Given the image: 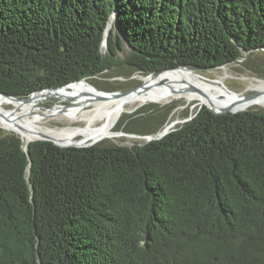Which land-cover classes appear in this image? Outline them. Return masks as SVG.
Instances as JSON below:
<instances>
[{"label":"trees","instance_id":"16d2710c","mask_svg":"<svg viewBox=\"0 0 264 264\" xmlns=\"http://www.w3.org/2000/svg\"><path fill=\"white\" fill-rule=\"evenodd\" d=\"M237 60L264 78V0H0V92L18 98L120 65ZM0 264H264V111L204 106L133 146L35 141L28 154L0 134Z\"/></svg>","mask_w":264,"mask_h":264},{"label":"bare ground","instance_id":"6f19581e","mask_svg":"<svg viewBox=\"0 0 264 264\" xmlns=\"http://www.w3.org/2000/svg\"><path fill=\"white\" fill-rule=\"evenodd\" d=\"M197 75L191 69H178L163 72L158 75L147 76L152 77V79L149 83L144 82L145 86L139 88L136 92L122 97H113L111 94H104V99H100L96 91L69 92L73 89L80 88L82 86L81 84L85 82L91 88L90 84L84 81L78 85L75 84L76 86L70 85L55 92L56 96L60 99L68 98L74 100L75 97L83 95L86 99L80 106H57L52 109H47L44 113H38L37 110L40 107L37 103L47 96H50L51 92H37L28 101L11 100L0 96V127L18 133L22 136L25 143L41 137H51L62 144H73L79 140L84 141V143H99L105 139L122 136L116 133L113 128L119 117L127 112L128 106L144 105L147 103L169 104L174 100L186 98L190 102L198 101L202 104H209L217 110L221 109V107L228 106H233L234 111L248 110L245 108L255 105L264 108V81H258L256 84H253L254 90L260 92L261 95L252 100L244 101L238 96L230 95L222 97L219 95L220 93H214L213 90H209L207 86L196 78ZM178 79L183 81L186 86L162 84L163 86L159 87L163 81ZM186 79L191 81L192 86H189L185 82ZM73 86L75 87L73 88ZM216 91L219 92L218 89ZM8 105L15 107V109L7 110L5 106ZM57 113L62 114L64 119H70L71 125L61 129L44 127L43 123L45 119ZM99 117L103 118V122L98 124ZM79 120L85 121V128L76 127L72 124V122L75 123ZM176 124V122L167 124L168 126L165 129L174 127ZM127 137L148 140L153 136L145 138L128 135Z\"/></svg>","mask_w":264,"mask_h":264},{"label":"rangeland","instance_id":"374dc122","mask_svg":"<svg viewBox=\"0 0 264 264\" xmlns=\"http://www.w3.org/2000/svg\"><path fill=\"white\" fill-rule=\"evenodd\" d=\"M117 31V30H116ZM108 49H106L105 54ZM131 51L128 45H123V49H119L118 57L120 59H124L127 54ZM195 73L201 76H196L208 89L213 90L214 93H220L222 97H227L230 95L238 96V97H248L251 95L259 94L260 92L254 90L253 84H256L258 81H264V78L259 77L254 72L248 70L244 62L241 63H232L226 66H222L215 69L208 70H193ZM148 75L142 74L136 71H133L126 65L116 66L104 74L92 78L89 80L91 84H93L96 88L102 90H121L129 91L135 88V86L142 85L144 82L149 83L152 77H147ZM246 77V78H245ZM255 78V79H254ZM182 85L186 86L183 81L178 80H166L160 83V86L165 85ZM185 82L192 86L191 81L188 79ZM251 82V83H250ZM163 84V85H162ZM82 86L78 89H73L69 92L77 91V92H95L91 89L88 84L82 83ZM250 86V87H249ZM158 88V87H157ZM216 89L219 90L216 91ZM50 96L42 99L37 105L40 107L37 111L38 113H44L47 109H52L57 106L64 107H78L80 106L86 99L83 95H79L75 97L74 100L68 98H58L55 92H51ZM258 97V96H257ZM243 99V98H242ZM151 105L157 106L158 108L166 110L170 108L171 113L166 118H159L158 121H155L152 117L158 116L155 112V109L149 107ZM91 106V105H90ZM205 105L198 101L190 102L186 98H181L178 100H174L169 104H158V103H147L144 105H133L128 106L127 112L123 113L116 124L114 125L113 130L116 133L121 134V137H116L113 139H105L101 142H108L118 146H133V145H143L148 143L149 140L140 139V138H129L133 133L138 136L134 137H143V135H152L153 137L163 133L165 128L168 126L167 124L176 122L177 124L171 128L176 129L180 125L184 124L188 120H190L195 113L204 107ZM88 107V106H87ZM7 110H13L15 107L8 105L5 106ZM248 110H257L264 111L263 107L260 106H252L245 108ZM70 119H64L61 114H58L53 117H47L43 123L44 127L51 129H61L66 128L71 125ZM103 122V118L99 117L98 124ZM48 124V125H47ZM76 127L85 128V121L79 120L75 123L72 122ZM132 132V133H129ZM1 135H16L20 137L18 133H15L10 130H6L0 127ZM134 135V134H133ZM141 135V136H140ZM25 144V142H23Z\"/></svg>","mask_w":264,"mask_h":264},{"label":"water","instance_id":"95a60500","mask_svg":"<svg viewBox=\"0 0 264 264\" xmlns=\"http://www.w3.org/2000/svg\"><path fill=\"white\" fill-rule=\"evenodd\" d=\"M112 31H114L115 35H119L120 34V31H119L118 26H117V14L115 12L110 16L108 24H107V27H106V30L104 32V38H103V41H102V44H101V49H100V52H101V54L103 56H106L108 54V51H107L106 54H105V51H106V49L109 50V39H110V35L112 34ZM124 45H127V44H124ZM104 46L106 47L105 49H104ZM241 62H244V61L243 60H237V61H235L233 63H241ZM178 69H191V70H196V71L208 70L206 68H200V67H196V66H181V67H177V68L162 69V70H159V71H156V72H152V73H149V74H146V75H148V76L158 75V74L163 73V72L174 71V70H178ZM96 77H98V76H96ZM96 77H92V78H96ZM92 78H83V79H81L79 81H75V82L66 84L64 86L58 87V88H46V89L38 90L37 92H46V91L47 92H58L60 89H62L64 87H68L70 85H75V84H79V83H82L84 81H87L90 84L91 88H93V90L97 92V94L100 97V99H104L105 98L104 94H108V95L111 94V96H113V97H116V96H121L122 97V96L129 95V94H131L133 92H136L139 88H142V87L145 86V84L143 83L142 85L135 86V88L132 89V90L122 91V92H121V90H115V91L114 90H102V89L100 90V89L96 88L93 84H91L89 82V80L92 79ZM166 83H168V82H165L164 84H166ZM37 92H34L29 97H25V98H18V97L11 96V95H8V94L2 93V92H0V96L9 98L11 100L28 101V99H30V97L33 94L37 93ZM257 96H259V94L251 95V96H248V97H242V98H243L244 101H249V100H252V99L256 98ZM204 105L206 107H208L210 110H212L215 114H218V115L227 114V113L236 114L238 112L248 111V110L234 111L233 110L234 109L233 106L221 107V109L217 110L214 107L210 106L209 104H204ZM58 114L59 113H57L56 115H58ZM56 115H51L49 117H53V116H56ZM171 128H173V127L165 129V131L163 133H161V134H159V135H157L155 137H152V135H143V137H145V138L152 137L151 139H148L149 142L152 141V140H159V139L163 138L164 136H166L168 133H170V132L175 130V129L172 130ZM132 136H138V135H135V134L133 135L132 134ZM20 139L22 140V142H24L21 135H20ZM35 141H49V142H52V143H54L55 145H57V146H59L61 148H68V147L85 148V147H90V146L98 144L97 142L84 143V141H81V140H79V141H77L76 143H73V144H62L59 141H57L56 139H54V138L41 137V138L34 139V140L29 141V142L24 144V150L28 154H29L30 144L32 142H35Z\"/></svg>","mask_w":264,"mask_h":264}]
</instances>
